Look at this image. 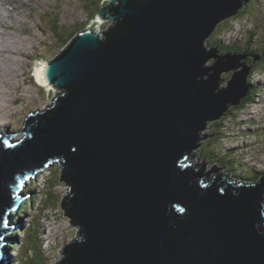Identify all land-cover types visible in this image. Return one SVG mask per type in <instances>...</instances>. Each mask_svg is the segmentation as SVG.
Returning <instances> with one entry per match:
<instances>
[{
  "label": "water",
  "instance_id": "95a60500",
  "mask_svg": "<svg viewBox=\"0 0 264 264\" xmlns=\"http://www.w3.org/2000/svg\"><path fill=\"white\" fill-rule=\"evenodd\" d=\"M109 1L99 13L117 2L120 34L78 36L45 68L65 96L26 118L14 148L16 133L0 140V264L23 182L57 164L78 227L57 264H264V186L231 187L187 159L199 131L249 94L246 57L218 59L211 76L203 67L212 31L251 0Z\"/></svg>",
  "mask_w": 264,
  "mask_h": 264
},
{
  "label": "rangeland",
  "instance_id": "374dc122",
  "mask_svg": "<svg viewBox=\"0 0 264 264\" xmlns=\"http://www.w3.org/2000/svg\"><path fill=\"white\" fill-rule=\"evenodd\" d=\"M52 1L59 4V7L56 9L55 26L50 28L47 24L48 20L45 18L44 25L48 29L42 33L36 26L38 23L41 26L40 21L43 18L38 11H47ZM257 1L259 0H251L247 5L250 7L247 11L250 10L251 16L254 11L255 15L252 17L249 16V19L241 21V27L238 26L239 30H242L244 33H247L250 27L257 29V35H254V42L251 46H254L255 41L261 39L262 34H264V27L262 28L264 26V0H260L262 2V8L260 7L259 11L255 8ZM34 2L35 0H24L22 4L23 9L18 14L22 22L18 18L17 24L19 25L16 24L15 29H18V34H20L19 37L21 39L28 40L29 42L36 35L35 41L30 44L29 49H25L22 46L25 52L22 51L23 54L21 56L17 55L19 50L16 51V44H12L10 48L19 56L16 59L20 62L18 65H15V67L18 66V69L11 76H5L0 73V91H2L0 93V122L2 124L0 125H6L5 122H9V125L3 131L4 135L6 133L14 134L20 132L24 127L26 118L30 114L35 112L44 113L48 107L53 106L54 100L62 92L58 91L56 87H47L42 83V85L38 84L40 81L36 77L37 68L33 64L38 67L42 63H46L47 65V63L54 61L55 57L65 51L69 46L68 43L70 40L77 38L81 34L78 32L71 35L70 33L72 31H81L86 25L88 27L85 29H93L96 32L100 30L101 33H104V30L108 31L113 26V20H109L104 22L103 29H100V27L95 26L96 22L92 21L101 9L103 10L108 4L110 5L108 0H37L36 2H39L40 6ZM29 4L32 5L31 8L28 7ZM27 9H31V12L29 10L26 15L24 12ZM66 13L68 14L66 15ZM53 19L54 16H50V20ZM7 20L5 19L0 22L4 24L7 23ZM61 20L62 22L60 23ZM4 25L8 26V24ZM58 26L63 27L64 30L60 32ZM15 29L12 31H15ZM50 30H57L59 32H50ZM71 36H73L72 39H70ZM5 37L6 39L3 41V43L5 42L4 45L7 47L11 46V42L8 41V34ZM103 37L101 35V41H105ZM9 38L11 41H14V36H10ZM211 43H214L213 39H211ZM246 44L247 42L242 45ZM242 45L240 46L242 47ZM250 59H246V63L243 61L239 63H244L245 66L248 65L246 67H251L248 71L249 74L247 73L249 77L253 68L252 65L247 63ZM30 60L35 61L32 64ZM214 60L216 61V58H211L206 62L208 64L207 68L213 65ZM258 61H261V59ZM12 62L14 64L15 60ZM1 64L2 58L0 57V66ZM31 64L33 66V69L31 68L32 72L30 70ZM35 69L36 71H34ZM240 71H242V68H238L236 71H230L231 73L222 72L220 74V80L222 82L217 88L225 87L227 89L228 82L232 80L233 75ZM262 73L259 72V74ZM253 79L254 81H258L259 77L255 74ZM260 79L264 82V78ZM4 80L8 81L7 86L4 84ZM63 94L64 92L61 95ZM256 98L257 104H252L249 108L247 107L244 110L241 109L240 112H235L234 118L230 117V120H226L229 116H221L216 121L212 120L208 122L205 125L206 128L204 127L203 130L199 131V136H206V138L195 143V146H197L199 142L200 146L192 151L189 155L190 159L188 157L187 159L194 164H203L205 173H208L212 168H216L220 174L226 178H230L233 174L230 168L226 166L227 161L220 162L219 164L212 157H219L221 155L226 158V152L232 150L236 153L234 155L236 160L245 156L244 161L247 162L246 165L264 170V138L256 137L259 131H262V136L264 137V95L257 96ZM228 108L230 110L232 106ZM222 132L226 135V138ZM215 134H222L223 139L213 142ZM23 138L24 134H20L17 137L14 136V140L17 141ZM221 144L224 145L225 149H223V145ZM244 148L248 149L249 154ZM228 159L230 160V157ZM44 171L42 174L37 175L35 179H32L28 188L23 191L26 196H28V189L34 193V197L31 198L33 205L32 203L30 204L32 208L29 211H24L17 222H15L16 216L11 218L10 222L12 225H19L17 230H20L24 224L25 228H22L23 232L20 233V237L14 234L16 230L9 234L10 236L8 235L11 241L8 251L11 256V261L14 262L10 264H57L66 243L70 244L73 242L78 234V227L63 212L62 202L67 196L68 188L63 183L64 181L61 182V167L57 164L50 166L49 169L46 168ZM33 183L35 184L33 185ZM43 241H47V244L44 245ZM12 243L17 245V247L10 251Z\"/></svg>",
  "mask_w": 264,
  "mask_h": 264
},
{
  "label": "bare ground",
  "instance_id": "6f19581e",
  "mask_svg": "<svg viewBox=\"0 0 264 264\" xmlns=\"http://www.w3.org/2000/svg\"><path fill=\"white\" fill-rule=\"evenodd\" d=\"M24 3V0H0V21H3V20H7V18H8V20H7V23H4V24H8V26H6V25H4L3 23H1L0 22V57L2 58V64H1V66H0V73H2L3 75H5V76H11V75H13L16 71H17V67H15V65L17 64H19V62H18V59H16V57H19V56H17V55H22L23 53H22V51H24L23 49H22V46L26 49H29V46H30V44L33 42V41H35V36H33V38L31 39V42H29L28 40H24V39H21L20 37H19V35L20 34H18V29H15L16 28V24L18 23L17 22V20H18V14H19V12L23 9V6H22V4ZM19 20H20V18H19ZM21 21V20H20ZM22 22V21H21ZM3 24V25H2ZM24 24V23H23ZM17 25H19V24H17ZM15 29V31H12V30H14ZM88 31H90V33H92V34H96L97 32L96 31H94L93 29H89ZM9 32V33H8ZM24 32H25V30H24ZM23 33V32H22ZM6 34H8V41H10L11 42V46H9V47H7V46H5L4 45V43H3V41L6 39ZM23 35H27V34H23ZM10 36H14V41H11V39L9 38ZM104 38V37H103ZM101 39V35H100V33L98 32V41L100 42V43H104V41H101L100 40ZM220 40H221V38H220ZM73 41H71L70 40V42L68 43L69 44V46L71 45V43H72ZM239 45H242L244 42H240V41H236ZM16 44V46H17V49H16V51L17 50H19V52H17V55L15 54V52L10 48V47H12V44ZM67 44V45H68ZM68 46V47H69ZM243 46V45H242ZM67 47V48H68ZM66 48V49H67ZM65 49V50H66ZM206 52H209V50L208 49H204ZM25 52V51H24ZM63 52H61V54H62ZM61 54H59L57 57H55V59H57ZM15 57V59H13ZM21 58V57H20ZM15 60V63L13 64V60ZM51 62H53V61H51ZM50 62V63H51ZM47 64H49V63H47ZM20 66V65H19ZM208 66V64L207 63H205L204 64V67L203 68H206ZM45 68H46V63H42L40 66H38L37 67V79H38V81H40V83H42L43 85H45V86H47V87H49V86H52V85H50V84H48L47 83V80L45 79ZM229 73H231V72H229ZM0 78H1V74H0ZM8 78H10V77H8ZM3 79H4V77H3ZM8 80V79H7ZM10 81H12L11 79H10ZM254 80H252V79H249V88L250 89H248V92L247 93H249V92H251L252 91V89H251V83L253 82ZM258 81L260 82V81H262L260 78L258 79ZM4 82V84L7 86L8 85V81H6V80H4L3 81ZM11 84H12V82H11ZM53 87H56V86H53ZM57 88V90L58 91H62L61 93H60V95L64 92V90H62L61 88H59V87H56ZM0 93H2V91H0ZM259 96H261V95H264V93L263 94H258ZM6 123V122H5ZM0 124H2L1 122H0ZM209 130V129H208ZM207 130V131H208ZM206 131V132H207ZM7 134V133H6ZM207 134H208V132H207ZM216 135V134H215ZM12 139H14V136L11 138V140ZM200 142V141H199ZM199 142H198V145L200 146V144H199ZM247 150V153H248V149H246ZM193 154V153H192ZM249 154V153H248ZM194 157V156H193ZM192 157V158H193ZM44 171V170H43ZM11 216L13 217V215L11 214ZM12 225V224H11ZM72 243V242H71ZM70 243V244H71ZM14 244V243H13ZM9 261V260H8ZM8 261H7V263H8ZM9 263H11V261L9 262Z\"/></svg>",
  "mask_w": 264,
  "mask_h": 264
},
{
  "label": "trees",
  "instance_id": "16d2710c",
  "mask_svg": "<svg viewBox=\"0 0 264 264\" xmlns=\"http://www.w3.org/2000/svg\"><path fill=\"white\" fill-rule=\"evenodd\" d=\"M89 1V0H88ZM259 2H260V0L259 1H257V6L255 7L258 11H259V6L258 5H262V4H259ZM248 8H250V7H245L244 9H241L240 10V12L237 14V15H235L233 18H230V19H228V20H226L225 22H224V24H226V23H234V22H236V21H242V20H244V19H247V17L248 18H250V17H252L253 15H255L254 14V11H253V7H252V11H253V15L251 16V14H250V10H248L247 11V9ZM262 8V7H261ZM250 16V17H249ZM223 24V25H224ZM264 26H262V28H263ZM250 32H252L253 34H255V35H257V29L255 30H251ZM247 39H248V44H246V45H243L242 47L241 46H235V47H233V48H226V50L227 51H236V50H238V52H241V53H244V52H248V53H250V54H254V55H258V54H263V56H264V34H262V36H261V40L260 41H258V43H257V45H256V47H254V48H252L251 49V43L254 41V37L253 36H249V37H247ZM210 42V41H209ZM209 42H207L206 44H205V48L207 49V45H211ZM220 42H222V40H220ZM234 45H239L237 42H235V43H233ZM233 44H231V45H233ZM253 62H254V59H250L249 60V62H247L249 65H252V71H251V75H250V77H249V79H252L253 80V78H254V75L256 74L259 78H264V57H263V59H262V61L261 62H257V63H254L253 64ZM248 66V65H247ZM259 72H263L262 74H259ZM249 79H248V81H247V83H248V89H250L249 88ZM259 82V81H258ZM223 88H225V87H223ZM223 88H219V90H220V92L222 91V89ZM251 89H252V91L250 92V95L249 96H247L244 100H243V102H241V104H239V105H233V107L229 110V114L232 116L233 115V113H235V112H240V110L242 109V108H244V109H246L250 104H252V103H254V96H255V94H263L264 93V82L263 81H260L259 82V85H258V83H257V81H253L252 83H251ZM230 117V116H229ZM223 133V132H222ZM208 134H209V132H208ZM224 134V133H223ZM225 135V134H224ZM225 138H226V135L224 136ZM200 144V143H199ZM236 151H237V149H236ZM236 163H240L241 165H245V164H247V162L246 161H244V160H240V161H237V162H234L233 164H236ZM232 167H233V165H231ZM237 167V166H236ZM246 170H248V169H246ZM251 172H253L254 173V171H251ZM258 172H262V170L261 169H258ZM61 177H60V179H61V182L62 181H65V182H63L64 184L66 183V180H65V175H64V172L62 173L61 172ZM34 197V196H33ZM32 203V205H33V200H30V202H26L25 204H24V206L19 210V213H16V214H14V216H16V219H15V222H17V220H18V217H20L21 216V214L24 212V211H26V210H29L30 209V204ZM22 228H25V224H24V226L22 227ZM21 232H23L21 229L20 230H18L16 233L17 234H19L20 235V233ZM16 247H17V245H15V244H13L12 243V246L10 247V251H12V250H14V249H16ZM10 259H11V256H10ZM11 263H14L13 261H11Z\"/></svg>",
  "mask_w": 264,
  "mask_h": 264
},
{
  "label": "snow or ice",
  "instance_id": "6c2138e0",
  "mask_svg": "<svg viewBox=\"0 0 264 264\" xmlns=\"http://www.w3.org/2000/svg\"><path fill=\"white\" fill-rule=\"evenodd\" d=\"M0 226H3V227H5V228L8 227V219H7L6 217L3 218V220H2V225H0ZM0 238H2V237H0Z\"/></svg>",
  "mask_w": 264,
  "mask_h": 264
},
{
  "label": "clouds",
  "instance_id": "9594fccd",
  "mask_svg": "<svg viewBox=\"0 0 264 264\" xmlns=\"http://www.w3.org/2000/svg\"><path fill=\"white\" fill-rule=\"evenodd\" d=\"M109 1V0H108ZM109 3H110V1H109ZM108 6H110L109 4H108ZM106 8V7H105ZM39 9V8H38ZM37 9V10H38ZM40 13L42 14L43 12L42 11H40ZM105 42V41H104ZM35 61V60H34ZM36 80V79H35ZM39 83V82H38ZM64 93H65V91H64ZM189 157V156H188ZM205 173V172H204Z\"/></svg>",
  "mask_w": 264,
  "mask_h": 264
}]
</instances>
